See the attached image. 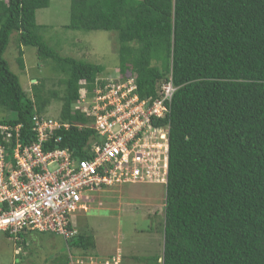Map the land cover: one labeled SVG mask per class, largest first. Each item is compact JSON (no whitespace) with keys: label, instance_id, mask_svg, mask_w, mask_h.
Listing matches in <instances>:
<instances>
[{"label":"trees","instance_id":"16d2710c","mask_svg":"<svg viewBox=\"0 0 264 264\" xmlns=\"http://www.w3.org/2000/svg\"><path fill=\"white\" fill-rule=\"evenodd\" d=\"M50 2L0 0V124L22 126L30 145L35 117L59 101V120L72 125L44 149L88 158L96 132L79 128L85 119L73 106L81 83L91 94L104 68L64 57L45 40L36 14ZM69 21L68 29L117 34L121 75L135 78L141 99L157 98L171 77L177 88L161 122L170 125L163 253L145 264H264V0H70ZM15 33L20 69L22 48H35L62 91H44L43 83L32 95L23 89L5 58ZM76 229L70 250L97 259L93 234Z\"/></svg>","mask_w":264,"mask_h":264},{"label":"built area","instance_id":"2783aa9c","mask_svg":"<svg viewBox=\"0 0 264 264\" xmlns=\"http://www.w3.org/2000/svg\"><path fill=\"white\" fill-rule=\"evenodd\" d=\"M81 84L73 112L85 119L79 128H92L97 137L84 149L88 158L79 159L69 148L44 149L56 131L71 128L69 122L36 116L37 139L30 145L21 141L22 126L0 124V231L16 242L25 232L53 233L69 242L77 234L73 218L88 212L103 187L168 182L170 125L161 122L177 90L172 77L149 99L140 98L131 75L98 77L91 94ZM121 259L118 254L101 262L69 251V264H121Z\"/></svg>","mask_w":264,"mask_h":264},{"label":"rangeland","instance_id":"374dc122","mask_svg":"<svg viewBox=\"0 0 264 264\" xmlns=\"http://www.w3.org/2000/svg\"><path fill=\"white\" fill-rule=\"evenodd\" d=\"M69 18L70 0H51L49 7L36 14L37 24L45 26L43 37L62 56L101 65V77H121L117 34L68 29ZM18 38V33L11 36L5 58L19 76L23 89L32 95L33 85L43 83L44 91H62L61 77L54 73L51 62L38 59L35 48H22L25 69H20ZM60 113L61 102L54 101L45 116L59 119ZM3 115L6 114L0 112V117ZM165 196L166 186L159 183L130 182L103 187L91 198L88 212L74 217L73 224L93 234L96 248L90 253L101 262L119 254L123 264H145L144 258L163 253L161 222ZM69 251L68 242L53 233L31 232L27 243L18 245L0 231V264H64ZM71 252L80 256L74 249Z\"/></svg>","mask_w":264,"mask_h":264},{"label":"clouds","instance_id":"9594fccd","mask_svg":"<svg viewBox=\"0 0 264 264\" xmlns=\"http://www.w3.org/2000/svg\"><path fill=\"white\" fill-rule=\"evenodd\" d=\"M121 72V71H120ZM99 77H101V76H99ZM104 77V76H103ZM137 84V83H136ZM137 89H138V87H137ZM74 107V106H73ZM18 251H19V249H18ZM70 252H71V250H70ZM72 253V252H71ZM68 255H69V253H68ZM74 256H79V255H75L74 254ZM86 257H90V256H86Z\"/></svg>","mask_w":264,"mask_h":264},{"label":"crops","instance_id":"0c3cea01","mask_svg":"<svg viewBox=\"0 0 264 264\" xmlns=\"http://www.w3.org/2000/svg\"><path fill=\"white\" fill-rule=\"evenodd\" d=\"M122 260H123V258H122Z\"/></svg>","mask_w":264,"mask_h":264}]
</instances>
